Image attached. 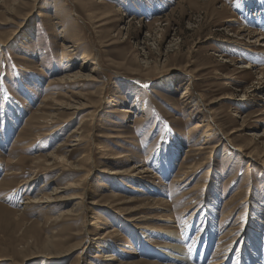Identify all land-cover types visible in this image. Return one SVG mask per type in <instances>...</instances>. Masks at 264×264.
<instances>
[{
	"label": "rangeland",
	"instance_id": "374dc122",
	"mask_svg": "<svg viewBox=\"0 0 264 264\" xmlns=\"http://www.w3.org/2000/svg\"><path fill=\"white\" fill-rule=\"evenodd\" d=\"M262 35L264 0H0V264H167L173 227L264 264Z\"/></svg>",
	"mask_w": 264,
	"mask_h": 264
},
{
	"label": "bare ground",
	"instance_id": "6f19581e",
	"mask_svg": "<svg viewBox=\"0 0 264 264\" xmlns=\"http://www.w3.org/2000/svg\"><path fill=\"white\" fill-rule=\"evenodd\" d=\"M244 29V27H243ZM263 39V40H262ZM258 40H261V42L264 43V35H262L260 38H258ZM262 43V44H263ZM72 45V44H71ZM91 60V56L90 55H83V63H81V67L82 65L86 64L88 61ZM247 63V62H245ZM253 66V62H250L243 65L242 68H247V67H252ZM68 67V65L65 66V69ZM81 67L79 69H77V73L81 74V75H84V77L88 78V79H96L97 76L94 71L96 70L97 67H91V68H88V73H85L83 70L84 69H81ZM84 72V73H83ZM87 72V71H86ZM260 73L261 75L264 77V65H262L260 67ZM54 98V97H53ZM47 99V98H46ZM204 103V102H203ZM119 109V108H118ZM203 109L204 107H199L197 109V112H203ZM120 110V109H119ZM122 110H126L125 108ZM49 115H47L45 118L47 119H51V116L50 114L51 113H48ZM53 115V114H52ZM203 120V119H202ZM197 125H204L205 128L202 130L201 134H200V137L198 139H200V141H204V142H207L211 139L212 135H214V133H216L217 130H215V128L212 127V121L210 119H207V120H203V122L201 123H198ZM203 126V127H204ZM235 131V128H233L232 130H230V133L231 132H234ZM248 134H252L251 131L248 133ZM205 145V144H204ZM216 144H213L211 146V148H214ZM207 147V146H205ZM210 147V146H209ZM235 149H238V151L241 153V154H245L246 156H252V154H254L255 151H246V148L244 147V145H237V147L234 145ZM224 154L226 155H230L231 154V151L224 148ZM229 157V156H228ZM30 180V179H28ZM22 185V184H21ZM74 185V184H73ZM96 201H93V203H95ZM91 207V206H90ZM92 209V208H91ZM192 214V213H191ZM169 220H172V218H170ZM99 221L98 218L94 219L91 223L92 224H95V225H99ZM174 221V220H173ZM173 223V222H172ZM174 224V223H173ZM86 230V229H85ZM87 231H91L90 229H87ZM146 232L143 231L142 232V235H145ZM169 239L168 241L165 240V242H162L160 244V246H163L162 249H160L162 251V253L166 254L167 258L169 259V263L167 264H192L191 261H190V258L188 256V253H187V249L185 248V246L182 244V238L180 237L178 231H177V228H174L173 229H169V234H167ZM102 236V235H101ZM84 239H86V231H85V235H84V238H83V241H85ZM93 239L94 242H101L102 241V238L99 237V236H96L94 237ZM87 241V240H86ZM85 243V242H84ZM85 247H87V243H85ZM219 250V249H218ZM219 261H215L214 263L212 264H216L218 263Z\"/></svg>",
	"mask_w": 264,
	"mask_h": 264
}]
</instances>
